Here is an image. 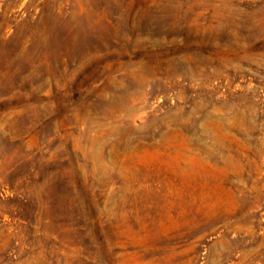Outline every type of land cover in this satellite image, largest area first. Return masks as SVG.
Wrapping results in <instances>:
<instances>
[{"label": "rangeland", "instance_id": "obj_1", "mask_svg": "<svg viewBox=\"0 0 264 264\" xmlns=\"http://www.w3.org/2000/svg\"><path fill=\"white\" fill-rule=\"evenodd\" d=\"M0 264H264V0H0Z\"/></svg>", "mask_w": 264, "mask_h": 264}]
</instances>
